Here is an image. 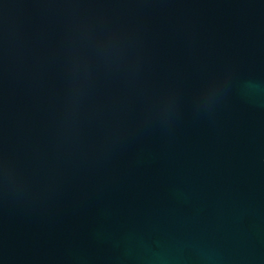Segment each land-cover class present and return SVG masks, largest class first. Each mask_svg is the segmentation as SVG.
I'll use <instances>...</instances> for the list:
<instances>
[{
  "label": "water",
  "instance_id": "obj_1",
  "mask_svg": "<svg viewBox=\"0 0 264 264\" xmlns=\"http://www.w3.org/2000/svg\"><path fill=\"white\" fill-rule=\"evenodd\" d=\"M0 264H264V0H0Z\"/></svg>",
  "mask_w": 264,
  "mask_h": 264
}]
</instances>
